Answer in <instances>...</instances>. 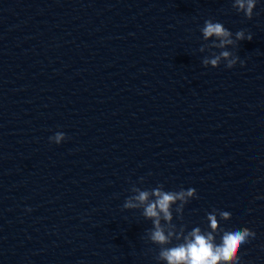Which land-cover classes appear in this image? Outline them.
Listing matches in <instances>:
<instances>
[{
  "label": "water",
  "instance_id": "1",
  "mask_svg": "<svg viewBox=\"0 0 264 264\" xmlns=\"http://www.w3.org/2000/svg\"><path fill=\"white\" fill-rule=\"evenodd\" d=\"M232 5L0 0V264H164L123 204L190 187L162 225L207 229L227 206L220 225L256 232L243 264H264V2ZM207 20L253 38L218 48ZM224 50L243 63L204 65Z\"/></svg>",
  "mask_w": 264,
  "mask_h": 264
},
{
  "label": "clouds",
  "instance_id": "2",
  "mask_svg": "<svg viewBox=\"0 0 264 264\" xmlns=\"http://www.w3.org/2000/svg\"><path fill=\"white\" fill-rule=\"evenodd\" d=\"M264 0H233V7L242 12L248 19H252L257 5ZM205 39L215 37L219 43L218 48L233 45L244 40H252V34L244 29L238 30L233 39V32L219 21L207 20L202 28ZM215 43V42H214ZM225 59L227 68L231 69L237 63H243L237 55L233 57L228 50L221 51L219 55L204 60L205 66L217 68L221 59ZM67 135L63 131H57L49 137V141L57 145L66 141ZM136 195L128 198L123 204L124 209H143L142 215L150 219L154 225L149 233L152 243L160 245L159 260L164 264H243L242 257L238 254L241 245L255 238L256 232L247 226L234 224L220 225L219 216H227L231 209L227 206H219L217 213L207 214L208 227L202 229L199 226L185 230L183 227L175 230V226L165 228L161 221L171 224L173 220V207L177 201L181 206L177 211L183 210V205L197 196V190L190 187L187 190L164 191L161 188L152 191L134 189ZM154 197V199H153ZM264 197H257V199ZM31 211V209H28ZM173 241H177L173 243Z\"/></svg>",
  "mask_w": 264,
  "mask_h": 264
}]
</instances>
